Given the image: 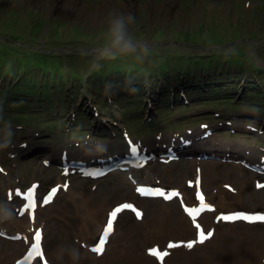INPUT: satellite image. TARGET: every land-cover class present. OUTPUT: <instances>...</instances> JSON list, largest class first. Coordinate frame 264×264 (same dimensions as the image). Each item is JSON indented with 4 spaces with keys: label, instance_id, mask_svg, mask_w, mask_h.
<instances>
[{
    "label": "rangeland",
    "instance_id": "rangeland-1",
    "mask_svg": "<svg viewBox=\"0 0 264 264\" xmlns=\"http://www.w3.org/2000/svg\"><path fill=\"white\" fill-rule=\"evenodd\" d=\"M26 1V3L24 2ZM0 0V65L6 66L9 69L16 65L25 64L30 62V57L42 58V55H37L34 51L50 52L49 54H64L63 52L73 51V57L70 55L62 56V58H56L53 62L55 71L61 73L67 69L74 68L77 73L82 75L83 78L89 76L91 72V65L94 61H103V64L98 63L95 66V70L101 69L111 72L114 65V60H107L101 55V45L105 40V17L110 12L132 13L135 17L134 23L129 26V33L133 36L134 40L141 46L137 49L133 56H119V59L125 58L126 61L137 60L143 65L146 64L149 68L153 65V57L162 58L165 57L167 63L171 67H175L176 64L182 65L184 59H190L195 56L208 55L211 50L209 46H216L215 51H219L218 54H231L235 57V51H245L251 53L252 57L256 60V63L264 67V54L263 57H259L258 53H255L253 47H258L260 53L264 52V0H248L250 2V9L248 16L244 14L234 13L228 15L235 8L239 11L241 8L239 5H243L245 0ZM29 1V3H28ZM149 1V2H148ZM151 1V2H150ZM239 4V5H238ZM33 7V8H31ZM34 8H38L34 9ZM58 12V13H57ZM53 14H59V18L64 16L65 20H60ZM64 14V15H63ZM51 16V17H50ZM50 17V18H49ZM53 17V18H52ZM82 23H76V22ZM41 33L42 39L36 40L37 35ZM5 38L6 40H4ZM13 40V44L8 40ZM78 40L79 42H77ZM144 41L145 43H140ZM191 41H198L201 45H191ZM160 42V43H159ZM148 49V53L152 55L148 58L147 54H144L143 48ZM58 49H61L58 50ZM250 49V50H247ZM47 50V51H45ZM62 52V53H61ZM86 54H94L92 57H85ZM101 55V56H100ZM137 57V58H136ZM118 59V58H116ZM245 59V58H244ZM243 59V61H244ZM123 61V60H120ZM45 65V64H43ZM46 66V65H45ZM247 66V64H246ZM0 67V68H1ZM39 69L38 67H36ZM108 69V70H107ZM44 72L42 69H39ZM24 71V66L21 68ZM12 70L10 75H12ZM60 73V74H61ZM152 81V80H151ZM192 83H187L184 87L187 90H191ZM190 86V88H189ZM85 87V86H84ZM82 88V86L80 87ZM84 90V88H83ZM79 99V107L83 110V116L81 122L85 126L93 125V118L90 116V110L84 103V92ZM200 94L194 90L190 94V98L196 105L202 103ZM154 99H159V95H155ZM68 100V98H67ZM82 100V102H80ZM131 109L130 106H126ZM179 108L177 106L175 109ZM121 113L120 110H116ZM150 115H155L159 118L160 113L157 114L156 110L151 109L148 112ZM180 112H175V115L181 120L185 118H200V124H194L191 126L193 137L199 140L202 131L203 124L207 120L212 121L210 129L214 130V135L211 138L222 139L227 147H237L241 149L246 155H253L252 159H260L264 151L257 148L255 145L259 140L264 145V124H256L260 121V118L264 117V114L255 111L253 108H242L239 112L235 113V116L247 119L244 123L250 121L255 122V127L258 131H251L247 129V126L236 123L233 127L226 125V120L223 124H220V119H207V116H213L215 113L212 111H206L205 113H198L195 115H179ZM234 113V112H233ZM231 113V114H233ZM12 114V112H9ZM166 114V113H162ZM161 114V115H162ZM169 116L173 112L168 113ZM261 114V115H260ZM257 116V117H255ZM131 120L130 126L136 136L141 138L148 146H156L162 143L165 139H155V137L148 138L150 134L154 133L147 129L144 124H141V120H137L138 115L128 114L126 116ZM190 118V119H191ZM233 119V118H232ZM249 121V122H248ZM25 122H19L13 116H7V114L0 115V128H3L5 124H10L12 130L16 129V125H22ZM202 124V125H201ZM263 124L261 128L260 125ZM31 125V123H30ZM65 125V124H64ZM96 126H100L99 121L95 123ZM170 126H164L163 129L168 130ZM199 129H201L199 131ZM151 131V132H150ZM229 131L235 132V134ZM223 132L224 136L221 137L220 133ZM28 133H32L29 131ZM52 132L50 131V134ZM60 136L59 138L51 135L44 139L32 137L29 138V148L26 149L22 145L17 148L12 146L6 149H0V157L5 161L8 169L12 171L11 177L8 180V186L6 185V175L0 174V201L8 205L0 203V212H4L13 209L17 218L18 212H15L20 203L17 201L8 203L5 198L6 190L14 186L18 187L22 184V188L27 187L32 181H23L21 176L30 180L34 177L36 172L38 177L33 180H38L42 183L41 188L45 192L50 186L59 183L60 181H66L67 191L60 194L53 209L44 208L41 212V217L45 225L47 233L46 247L49 252L50 259H54L52 264H70L67 253L61 252V248L70 249L77 247L82 253L79 264H93V258L89 257L91 254V247L89 243L84 240L85 233L88 232V237L95 240L100 230L102 229V223H99L102 216V212L106 209H113V207L122 201L137 202L141 207L142 205L149 210V206H155L154 203L141 202L135 193L133 181H139L145 184H162L166 187L179 188L176 182H173V176L179 177L181 175L189 176L194 179L196 168V159L181 162H171L165 164L163 161H155L149 168L144 169L141 172H134L127 174L125 172H115L108 177L100 180L91 181L82 178L77 173H71L70 175H62L61 168V153L63 149L72 145L76 146V142L79 140L78 136L68 135ZM32 135V134H30ZM174 135H169L166 139L173 138ZM110 141V136L108 137ZM19 137L17 140H21ZM16 140V141H17ZM84 146H93L94 149H100L102 152L104 148L111 150L126 151L123 144H115L110 146H102V144L95 143ZM123 147V148H122ZM75 154H83V151L74 149ZM188 158V157H187ZM29 159V160H28ZM33 159V160H32ZM52 161L51 167L46 168L43 166V160ZM4 164V163H3ZM19 164V165H18ZM18 166V167H17ZM224 166V165H223ZM231 167V166H230ZM168 168L174 169L173 174H168ZM243 171L229 172L225 170L220 175L216 170L213 173L217 175L218 184H212L210 181L206 190L209 192L210 200H213L215 190H225V184H230L236 187L240 191L247 190L253 194L256 192L254 188L253 173L245 169ZM209 167L206 161L203 162L202 170L204 177L211 176ZM221 169V170H222ZM235 169V168H234ZM209 173V174H208ZM247 175V176H246ZM258 177L256 174L254 175ZM175 181V180H174ZM14 185V186H12ZM15 188V187H14ZM227 188V187H226ZM221 201L220 198L217 202ZM229 206L226 211L243 210L250 208V210L259 211L264 210V201L256 204L255 202L251 206H245L238 200H227ZM143 208V207H142ZM174 208L180 210L179 204L176 202ZM89 209L90 211H96L97 214L91 218V226L88 228L86 223L83 222L84 215ZM225 212V210H224ZM149 213V212H148ZM13 221H5L10 233H16V228ZM103 218V217H102ZM105 218V217H104ZM144 217L137 218L135 212L124 214L117 224L118 234L114 238L109 246V251L105 257L112 254L113 251L122 250L127 248L131 241H135L136 248L140 255L144 254L143 248L140 250V244L144 243L143 239L145 233H142V220ZM239 224V223H238ZM130 226V227H129ZM129 227V228H128ZM223 228L222 230H226ZM239 229H258L247 226H239ZM260 230H264V226L260 227ZM124 231L129 232L128 240H121L118 235ZM264 232V231H260ZM59 236L63 239V246L60 243H56L55 238ZM187 239V237H184ZM200 237H191L187 242L192 240L194 245L192 248L187 247V243H175L173 247H168L163 250L162 253L167 252L168 255L163 257L161 261L156 256L150 255L147 252L144 256H141L140 264H164L165 261L172 260L175 255L191 256L197 255L199 251L198 246H204V243H198ZM231 241V240H230ZM227 241H220L218 245L226 248L232 247V243ZM93 244V243H92ZM215 246V245H214ZM212 248V247H211ZM6 249L9 255L10 264H15V259L20 257L24 249L18 242L3 238L0 236V253L2 257L4 250ZM263 253L262 249L256 248ZM201 251V250H200ZM161 253V252H160ZM55 254L63 256V259H59ZM1 257V255H0ZM104 257V258H105ZM183 258V257H181ZM180 258V259H181ZM177 259V258H176ZM262 264L263 262L260 261ZM38 264H46L41 261Z\"/></svg>",
    "mask_w": 264,
    "mask_h": 264
},
{
    "label": "bare ground",
    "instance_id": "bare-ground-1",
    "mask_svg": "<svg viewBox=\"0 0 264 264\" xmlns=\"http://www.w3.org/2000/svg\"><path fill=\"white\" fill-rule=\"evenodd\" d=\"M208 165L210 166L211 164ZM179 178L180 179L179 180L176 179V181L183 184L185 179H183L182 177ZM209 181L214 184L218 183L217 177L213 176L212 174L211 176H206V182ZM182 188L185 190L186 198L189 200L187 194L188 189L186 182ZM218 192H221L219 194L220 197H222V201L220 203H217L215 206V212L217 211L218 215L221 212V209L224 210V208L227 206L225 200L234 199V200H238L240 203L244 204L247 207L251 206V202L249 201L250 195L246 191H243L242 193L241 192L235 193V192L222 191L219 189ZM186 198L183 199L184 203L187 202ZM250 198L252 202L253 201L258 202L263 200L262 196L259 193L251 195ZM143 201L147 202L146 203L147 205L148 203L156 202V204H154L155 205L154 207L149 206V210L143 207L146 210V213L144 214V221L141 223V225H142V233H145L146 237H144L143 239L144 243L140 244L141 245L140 250L143 248L144 254L140 255V253L136 248L135 241H131L127 246V248H124L120 251L119 250L113 251L111 255L105 258L103 255H97L94 252H91V254L89 253V257L93 258L94 261L93 264H140L141 256H144L147 252H149L150 249H155L158 250L159 252H162L163 250H166L169 247V244L173 245L175 243H181V244L189 243L191 241L189 242L187 241L191 237H196L197 233L201 234L204 232V230H206V233L215 230L213 223L209 224L210 223L209 220H205L201 222H192L186 215H180V212L174 207H172V205L162 203L158 199L152 201H148V199H146ZM53 204H51L50 206L52 207ZM36 209L37 207L35 208V210ZM96 214H97L96 211H90L89 209H87L84 215L85 217L83 219V222L86 223L88 228L91 226L90 216L93 217ZM209 215H210L209 217L210 219L211 217H214V215L212 214ZM218 215L216 217H218ZM34 216L33 217L30 216V211H28L27 214L25 215L26 220L22 221V223L28 224L27 231H30V234H34V232L37 229H39L37 220L36 218H34ZM106 216H108V210L105 209L102 212V216L100 218L99 223H102L103 225V222L106 221L107 218ZM120 218L121 215H119L117 221H119ZM18 223L20 224L21 221H18ZM236 225L237 224H232L231 226H236ZM260 231H264V230L245 229L240 233V231L237 228H234L231 230H223L218 233L215 232L216 234L211 242L215 246H210L212 244H210V242L207 241L204 243V246L203 245H201L200 247L198 246L199 251L197 252V255H194L193 257L181 256L183 257L181 258L179 255L174 254L172 260L165 261L164 264H262L260 261H262L264 257V232H260ZM83 233H85L84 240L86 241V243L93 245L92 244L93 240L87 236L88 232L84 231ZM117 234H118V230L114 229V233L108 239L104 254L108 253L110 242L111 240L116 238ZM118 236L121 237V240H125V239L128 240L129 232L124 231ZM184 237H187V239H185ZM230 239L234 240V244H232V247L229 246L224 248L218 245L220 241H226ZM55 241L56 243H60L62 246L64 244L63 239L59 236L55 238ZM192 242L194 241L192 240ZM31 243H32L31 240H27L25 247L26 246L28 247ZM44 244H45V239H44ZM256 248L262 249L263 253L258 251ZM45 253L47 255L46 251ZM0 255H1L0 264H10L8 258L9 255L6 249L4 250L3 257H2V253H0ZM56 256L59 259V261L62 260L60 255L55 254V259Z\"/></svg>",
    "mask_w": 264,
    "mask_h": 264
},
{
    "label": "clouds",
    "instance_id": "clouds-1",
    "mask_svg": "<svg viewBox=\"0 0 264 264\" xmlns=\"http://www.w3.org/2000/svg\"><path fill=\"white\" fill-rule=\"evenodd\" d=\"M135 17L132 13L110 12L105 17V40L101 45V54L108 60H114L119 56H133L137 49L141 47L133 36L129 33V26L134 23ZM144 54L148 49L143 48ZM135 58V57H134ZM14 132L10 124H5L0 128V149H6L12 145ZM3 205H8L0 202ZM14 211L10 208L7 211L0 212V223L12 220ZM66 252L70 264H79L82 253L79 248L60 249ZM63 259V256L61 257Z\"/></svg>",
    "mask_w": 264,
    "mask_h": 264
},
{
    "label": "snow or ice",
    "instance_id": "snow-or-ice-1",
    "mask_svg": "<svg viewBox=\"0 0 264 264\" xmlns=\"http://www.w3.org/2000/svg\"><path fill=\"white\" fill-rule=\"evenodd\" d=\"M131 151L133 153H137V149L136 148H132ZM85 175H90V176L96 177V176H102V175H104V173L103 172H87V173H85ZM197 183H199V180H197ZM67 187H68L67 185H64V190L65 191L67 190ZM257 187H264V185L258 184ZM34 189H35V186H33V189L30 190V194L26 198L27 199V203L25 205V210H31L33 212L35 210V202H34V200L32 198L31 193L34 192ZM56 191H57L56 189H53L52 194H50L49 197L46 198V200L44 201V203H50L51 200H52V195H54ZM141 191H143V190H141ZM156 194L157 195H160V196H163L164 195V192L163 191H159ZM201 199H202V197H201ZM122 208H132V205H130V204H124V205H122ZM120 210H121L120 208H117L115 211H113L110 214V218L108 219V222H107V227L104 230V235L100 239L98 246H95V247H92L91 248V251H93L97 255H102L104 253L105 243L107 241L108 235L113 231V222L116 219L117 212H119ZM133 210L135 211V209H133ZM21 214H23V212H21ZM136 216H137V218H140L142 216V213L139 212V211H136ZM237 218L238 219H241V220L249 221V222H251V221L264 222V215L250 216V215H246V214L240 213V214H237ZM211 236H212V233L211 232H208V234H207L206 237L203 235V233H201L199 240L196 241V242L202 244V243H204L205 239L211 238ZM15 238H19V237H15ZM35 239L37 241V244H39V242L41 240V232L38 231L36 233ZM193 245H194V242L187 243V247L189 249L192 248ZM169 247L171 248V247H173V245L172 244H169ZM39 250L40 249L38 247H33V249H32L33 252H36V251H39ZM149 254L150 255H153V256H156L161 261L163 260V257L164 256L168 255L167 252L160 253L158 250H155V249H150L149 250Z\"/></svg>",
    "mask_w": 264,
    "mask_h": 264
},
{
    "label": "trees",
    "instance_id": "trees-1",
    "mask_svg": "<svg viewBox=\"0 0 264 264\" xmlns=\"http://www.w3.org/2000/svg\"><path fill=\"white\" fill-rule=\"evenodd\" d=\"M234 55H235V57H232V55L230 54V52H228V55H227V59L228 60H227V62H228L229 65H225V63H223L221 65L220 64V59L217 58V55H215V54L214 55H211L208 58L198 57V58H192V59H184L182 64H186V65H188L190 67L191 66H195L193 69H200V73H202L204 70L210 71L212 73H215V72L220 73V71H219L220 68L219 67H222V68L223 67H226V68H224L225 70L223 71V74L225 76L232 77L235 73H232L231 69L228 70L227 67H231L232 68V66H233L232 61H233V59L235 61H237L236 64H238L240 67L243 66V63L241 61L242 60V57H243L242 52H240V53L237 52ZM159 62H161V63L157 64V67H159L157 69L158 70H162V71L164 70L165 71L166 70V64H167L166 59H165V61H163V58H161ZM219 64L221 66H218ZM135 68L139 69L140 67L138 66V67H135ZM181 70L182 69H180L179 71L181 72ZM141 71H142V69H141ZM115 92L119 93L120 92V89L119 88L117 90L115 89Z\"/></svg>",
    "mask_w": 264,
    "mask_h": 264
}]
</instances>
